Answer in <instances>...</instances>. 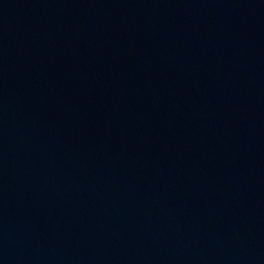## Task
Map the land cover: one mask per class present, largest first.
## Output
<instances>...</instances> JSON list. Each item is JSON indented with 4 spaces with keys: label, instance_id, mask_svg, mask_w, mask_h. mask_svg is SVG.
Here are the masks:
<instances>
[{
    "label": "water",
    "instance_id": "water-1",
    "mask_svg": "<svg viewBox=\"0 0 264 264\" xmlns=\"http://www.w3.org/2000/svg\"><path fill=\"white\" fill-rule=\"evenodd\" d=\"M0 264H192L105 139L36 0H0Z\"/></svg>",
    "mask_w": 264,
    "mask_h": 264
}]
</instances>
